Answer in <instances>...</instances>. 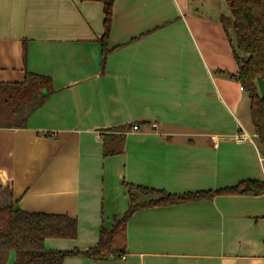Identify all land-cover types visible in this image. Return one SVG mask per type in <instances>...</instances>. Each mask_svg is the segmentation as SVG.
<instances>
[{
    "label": "crops",
    "instance_id": "0c3cea01",
    "mask_svg": "<svg viewBox=\"0 0 264 264\" xmlns=\"http://www.w3.org/2000/svg\"><path fill=\"white\" fill-rule=\"evenodd\" d=\"M207 1L116 0L104 59L101 3L0 0V83L30 72L55 89L26 128L0 129L15 209L78 221L77 239H48L47 251L96 246L128 211L130 185L185 194L264 181L223 16ZM127 125L139 130L105 157L102 136ZM126 236L122 259L64 264H264V195L141 208Z\"/></svg>",
    "mask_w": 264,
    "mask_h": 264
},
{
    "label": "trees",
    "instance_id": "16d2710c",
    "mask_svg": "<svg viewBox=\"0 0 264 264\" xmlns=\"http://www.w3.org/2000/svg\"><path fill=\"white\" fill-rule=\"evenodd\" d=\"M99 2L104 9V32L99 39L104 59L110 53L109 41L116 0H82ZM229 16L221 17V25L229 39L238 65L237 80L250 100V117L264 159V98L257 80H264V0H223ZM235 38V46L232 40ZM27 49L24 47V62ZM55 94L50 77L27 72L21 83H0V129H24L30 117ZM134 125L109 130L102 136L104 156L124 152L125 140ZM3 191V193H2ZM131 202L125 215L115 220L111 231H101L96 246L85 250L51 251L48 239L75 240L79 227L76 219L66 215L27 213L15 209L10 188L0 184V264H64L71 257L104 261L122 259L126 253V226L141 208L164 207L213 199L217 196H262L264 181H243L230 188L211 191L170 194L140 186H128Z\"/></svg>",
    "mask_w": 264,
    "mask_h": 264
},
{
    "label": "rangeland",
    "instance_id": "374dc122",
    "mask_svg": "<svg viewBox=\"0 0 264 264\" xmlns=\"http://www.w3.org/2000/svg\"><path fill=\"white\" fill-rule=\"evenodd\" d=\"M209 1H211V0H208L205 3L210 4L212 9L211 8L210 9H206V10L210 11L209 13L206 12L207 15H210V13L214 12V15H210V17L214 18V17H217L219 15H221V16H229L228 7H227L226 3L223 0H221V4L218 5V6H216L214 3H211ZM232 40H233V43H234V46H235V38H234L233 35H232ZM250 104L251 103H250V100H249V96L247 94H245L244 97H243L242 103L240 105V110H239L238 116H239V118H241L243 120V125L245 126L246 130L249 132L250 136L254 137L255 133H254V129H253L252 122H251L252 120H251V117H250ZM251 144L255 145V147L257 148V151L259 152V156L261 158H263L262 157V149L260 148L258 139H256L254 137L253 138V143H251ZM2 187L6 188L4 186H2ZM2 193H3V191H2Z\"/></svg>",
    "mask_w": 264,
    "mask_h": 264
},
{
    "label": "water",
    "instance_id": "95a60500",
    "mask_svg": "<svg viewBox=\"0 0 264 264\" xmlns=\"http://www.w3.org/2000/svg\"><path fill=\"white\" fill-rule=\"evenodd\" d=\"M258 89L262 98H264V80L262 78H258L257 80Z\"/></svg>",
    "mask_w": 264,
    "mask_h": 264
},
{
    "label": "built area",
    "instance_id": "2783aa9c",
    "mask_svg": "<svg viewBox=\"0 0 264 264\" xmlns=\"http://www.w3.org/2000/svg\"><path fill=\"white\" fill-rule=\"evenodd\" d=\"M241 90L243 91V88L241 87ZM157 125L156 124H154L153 125V127H156ZM137 130H139V127L137 126V125H134L133 127H132V130L131 131H137ZM261 161H264L263 159H261Z\"/></svg>",
    "mask_w": 264,
    "mask_h": 264
}]
</instances>
